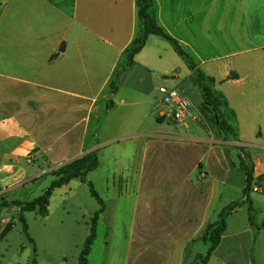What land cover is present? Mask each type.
Instances as JSON below:
<instances>
[{"label": "crops", "instance_id": "0c3cea01", "mask_svg": "<svg viewBox=\"0 0 264 264\" xmlns=\"http://www.w3.org/2000/svg\"><path fill=\"white\" fill-rule=\"evenodd\" d=\"M150 11L166 34L197 57L198 67L216 69L210 76L235 112L238 129L237 140L186 124L190 136L148 139L143 161L168 165L166 181L157 184L168 192L158 196L181 201L159 220L182 230L185 246L200 241L209 248L201 239L205 226L240 202L204 264H264V195L244 196L246 175L237 150L248 154L253 178L260 179L255 185L264 186V0H152ZM138 31L136 0H0V147L9 149L1 155L17 160L35 151V157L50 159L83 144L80 127L89 122L93 100L78 87H90L96 70L111 77ZM151 37L132 64L148 65L155 53L148 46ZM159 46L175 59L166 45ZM158 120H164L159 113ZM6 165L14 172L3 175L11 189L17 172L1 164V174ZM249 203L256 212L253 223Z\"/></svg>", "mask_w": 264, "mask_h": 264}, {"label": "rangeland", "instance_id": "374dc122", "mask_svg": "<svg viewBox=\"0 0 264 264\" xmlns=\"http://www.w3.org/2000/svg\"><path fill=\"white\" fill-rule=\"evenodd\" d=\"M162 44L175 59L162 50ZM148 46L155 53L147 66L138 62L129 67L120 64L124 68L118 75L115 70L109 78L108 71L96 70L90 87H78L93 100L89 122L80 127L83 144L78 148L58 151L50 159L44 154L35 157V151H31L28 162L24 157L6 160L1 152L9 149L0 147V166L12 164L17 172V184L11 189L7 188L9 178L0 173V191L8 189L0 194V264H33L34 260L36 264H78L91 220L100 209L87 182L103 201V212L96 223L86 264H198L206 255L208 244L195 241L185 246L183 235H179L182 230L174 229L171 220H159L160 215L171 213L172 204L177 207L181 201L158 196L157 192H168L157 186L166 181L168 165L163 162L155 167L143 161L148 139L158 134L190 136L191 132L169 118L158 120L161 96L157 89L162 85L174 87L189 100L195 120L185 124L197 131L204 128L199 113L201 94L192 83L191 72L167 42L152 36ZM187 54L197 64V57ZM199 68L208 76L218 74L212 65ZM206 130L214 135L212 128ZM48 136L54 140L56 135ZM88 152L96 154L98 166L87 173L85 182L76 178L56 188L47 216H40L37 210L20 212L22 205L47 189L56 168ZM174 157L178 155L174 153ZM229 160L237 162L234 153H229ZM18 172H24V176ZM8 222L12 223L11 230L1 235Z\"/></svg>", "mask_w": 264, "mask_h": 264}, {"label": "trees", "instance_id": "16d2710c", "mask_svg": "<svg viewBox=\"0 0 264 264\" xmlns=\"http://www.w3.org/2000/svg\"><path fill=\"white\" fill-rule=\"evenodd\" d=\"M152 0H136L137 17L139 20V31L137 37L132 41L130 46L124 52L122 56L121 64L125 67H129L136 56L146 44V40L149 36H158L166 41L176 53L178 57L185 63L189 71L191 72L192 83L198 88L201 94V106L200 113L202 116L203 127L206 129L210 127L214 130V135L217 138L223 140L234 139L237 140L238 129L236 125V114L229 107V104L225 96L215 89V79L206 75L194 62V60L187 54L182 48L180 43L170 37L165 31L157 24L154 15L151 13L150 8ZM62 52V51H60ZM57 54L55 57H57ZM118 66L116 68L117 75L119 71L124 68ZM231 77V76H230ZM228 77V78H230ZM111 88L114 89V83H111ZM239 153V166L246 175V186L243 190L244 196H248L253 184H256L260 179L253 178V168L249 161V156L243 148H237ZM98 166V160L94 152H88L78 158H75L52 172L55 177L50 183L47 189L37 198L30 202L25 203L20 207V212L24 211H38V214L42 217L47 216V207L49 205L50 197L56 188H59L67 184L70 180L78 178L80 181H86V175L88 172L96 169ZM90 193L98 201L100 209L95 213L91 220L90 233L84 242L83 249L79 256L78 264H86V257L90 252V248L95 239L96 223L99 215L103 212V201L98 197L94 191L91 183L87 182ZM240 202H234L224 208L219 214L216 222L208 224L202 231L201 239L204 242H209V248L206 255L201 258V263L204 264L211 252L217 247L220 238L225 231V219L231 214L238 206ZM256 216L255 210L251 204H248V219L251 223L254 222ZM22 223V229L25 235H27V227L25 225L23 216L19 217ZM12 228V223L8 222L4 226L1 235H4ZM32 242L31 239H29ZM33 243V242H32ZM36 264V261H33Z\"/></svg>", "mask_w": 264, "mask_h": 264}, {"label": "built area", "instance_id": "2783aa9c", "mask_svg": "<svg viewBox=\"0 0 264 264\" xmlns=\"http://www.w3.org/2000/svg\"><path fill=\"white\" fill-rule=\"evenodd\" d=\"M157 92L161 96L158 101L159 117L169 118L176 124L184 125L187 120H195V116L192 114V104L176 88L162 85L157 89ZM27 161L30 162V158ZM13 173L10 165L3 167L2 175ZM251 192L264 195V186L253 184Z\"/></svg>", "mask_w": 264, "mask_h": 264}]
</instances>
